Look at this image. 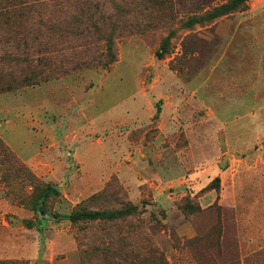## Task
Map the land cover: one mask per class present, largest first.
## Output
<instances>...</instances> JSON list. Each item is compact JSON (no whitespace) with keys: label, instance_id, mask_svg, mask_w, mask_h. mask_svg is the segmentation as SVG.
I'll list each match as a JSON object with an SVG mask.
<instances>
[{"label":"rangeland","instance_id":"1","mask_svg":"<svg viewBox=\"0 0 264 264\" xmlns=\"http://www.w3.org/2000/svg\"><path fill=\"white\" fill-rule=\"evenodd\" d=\"M11 1L0 264H264V0Z\"/></svg>","mask_w":264,"mask_h":264},{"label":"trees","instance_id":"2","mask_svg":"<svg viewBox=\"0 0 264 264\" xmlns=\"http://www.w3.org/2000/svg\"><path fill=\"white\" fill-rule=\"evenodd\" d=\"M10 0H0L1 3H6L2 4L0 6H6L8 5L9 7H12V1L9 2ZM248 2V0H233L232 4L229 6L225 7L226 9H230V11H235L240 7V5L245 4ZM224 8V9H225ZM223 9V10H224ZM18 12H9L8 9H0V18H5L7 16H10L9 14H12V16H15ZM161 57V56H160ZM220 186V180L216 179L213 184L212 188H219ZM50 196H59V192L55 190L54 188L48 187L44 192L43 195L41 196V202L40 200L34 202L32 208L33 211L36 212L37 214H46V211L44 210V204L45 200L49 198ZM184 210L187 211L188 213L194 214L196 212L200 211V208H196L192 205H186L184 207ZM134 213L133 209H124L120 212H89L86 210H77L71 213L70 215L67 216H62V215H56L53 218L58 219L60 221H69L72 224H78L81 222H96V221H115L118 219H123L125 217L131 216ZM44 220H42L43 222ZM28 225L31 227L33 225L32 222L28 223ZM156 264H167L162 260V258H157Z\"/></svg>","mask_w":264,"mask_h":264}]
</instances>
